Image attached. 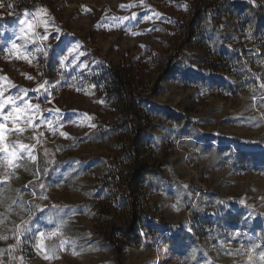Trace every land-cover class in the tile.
<instances>
[{"label": "rangeland", "instance_id": "rangeland-1", "mask_svg": "<svg viewBox=\"0 0 264 264\" xmlns=\"http://www.w3.org/2000/svg\"><path fill=\"white\" fill-rule=\"evenodd\" d=\"M255 12L264 0H0V264H264ZM108 71L129 90L98 83Z\"/></svg>", "mask_w": 264, "mask_h": 264}, {"label": "trees", "instance_id": "trees-1", "mask_svg": "<svg viewBox=\"0 0 264 264\" xmlns=\"http://www.w3.org/2000/svg\"><path fill=\"white\" fill-rule=\"evenodd\" d=\"M13 3L15 4V2H13ZM19 5L22 7L26 6V4H19ZM11 8H13V6ZM19 11H21V10H19ZM200 11L201 10H195L193 17L196 18L198 16V14L200 13ZM251 20H253L255 22V26H253L254 29L258 30L259 32L264 34V22L261 23V20L259 19V15L257 14V12H255V14L252 15ZM190 28H191V25L181 27V31H182V29L185 30L184 34H186V40L182 43V45L174 46L173 51L175 53V55H174L175 57H176V54H178L181 51V49L188 44V42L190 40V35H191V33H190L191 29ZM263 42H264V40H263ZM171 64H172V62L169 61V64L167 62L166 65L170 66ZM144 67H145V63H143V64L140 63V64H138L137 67L133 68V71L135 73V77H134L133 81L135 84H142L141 82H137V81H138V77H141V73H142ZM147 78L148 77L146 76L145 78H143V80H147ZM96 79H97L98 83H107L109 86H113L114 88H117L119 90L126 89L127 87H128L127 90H129V86L132 85V83L127 80L126 76H122L121 74L115 73L113 71H111V72L108 71L104 75H102ZM130 104H131V102L127 103V108L130 107ZM136 133L139 134V132H136ZM141 174H142V168H141L140 162L138 160V156L133 155L131 158V161H130V170H129V176L131 177L130 179L134 181L138 177H140ZM127 185H128V182L122 184V186H124V187H127ZM138 216H139V214H138L136 205L134 203H131L130 218H129L125 228L120 230L121 234L123 236H128L131 233L135 232V230L138 228V225H139ZM112 244L114 246H116V244H114V242Z\"/></svg>", "mask_w": 264, "mask_h": 264}, {"label": "snow or ice", "instance_id": "snow-or-ice-1", "mask_svg": "<svg viewBox=\"0 0 264 264\" xmlns=\"http://www.w3.org/2000/svg\"><path fill=\"white\" fill-rule=\"evenodd\" d=\"M27 29H28L29 31L34 32V25H32V24L27 25ZM45 39H47V37H45ZM17 117L20 118V117H19V110H17ZM5 127H6V126H5ZM5 136H6V133H5ZM43 235H44V234H41L42 242H43ZM41 246H43L42 243H41Z\"/></svg>", "mask_w": 264, "mask_h": 264}]
</instances>
